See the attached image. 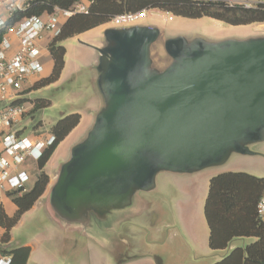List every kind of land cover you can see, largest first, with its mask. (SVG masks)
Wrapping results in <instances>:
<instances>
[{"label":"water","instance_id":"95a60500","mask_svg":"<svg viewBox=\"0 0 264 264\" xmlns=\"http://www.w3.org/2000/svg\"><path fill=\"white\" fill-rule=\"evenodd\" d=\"M78 41L95 59L73 76L87 71L82 98L96 107L54 163L55 182L40 204L67 244L78 232L98 250V262L107 254L125 264L137 254V233L126 239L124 223L136 225L151 208L138 193L156 190L160 175L220 170L236 156L264 158L254 148L264 142V34L169 35L139 21L105 25L97 44Z\"/></svg>","mask_w":264,"mask_h":264},{"label":"trees","instance_id":"16d2710c","mask_svg":"<svg viewBox=\"0 0 264 264\" xmlns=\"http://www.w3.org/2000/svg\"><path fill=\"white\" fill-rule=\"evenodd\" d=\"M245 6L242 2L231 0H31L28 7L14 17L40 15L51 11L58 5L69 8L77 2H87L88 11L75 13L68 17L59 35L48 44L51 67L48 73L37 80L33 89L56 82L64 68L66 49L62 42L90 29L106 24L118 14L135 12L143 8L158 9L174 16L184 18L210 17L230 25H244L264 22V0H253ZM47 98L34 99L29 115L50 105ZM28 115V116H29ZM79 112L62 114L50 127L49 133L54 141L46 147L42 156L32 168L33 182L23 191H11L7 195L16 209L8 215L0 204V252L10 256L9 264H26L30 247L20 245L13 248L1 247L10 242V230L21 215L29 210L44 193L49 183V175L44 167L59 143L78 125ZM34 128L41 122L33 124ZM264 193V177L251 175L244 171H223L209 178L205 202V216L209 224V245L212 249L224 248L235 237H252L253 241L244 246H235L211 264H264V221L256 213V202ZM245 206L247 217H238L239 204ZM246 221V223H245ZM161 264L160 260H156Z\"/></svg>","mask_w":264,"mask_h":264},{"label":"rangeland","instance_id":"374dc122","mask_svg":"<svg viewBox=\"0 0 264 264\" xmlns=\"http://www.w3.org/2000/svg\"><path fill=\"white\" fill-rule=\"evenodd\" d=\"M160 15L167 19L166 34L169 35H192L197 33L209 38L217 39L229 36L243 37L264 34V22L244 25H230L220 20L206 16L200 18H184L174 16L168 12H164ZM140 23L157 24L153 18L150 17V15L147 16V18L141 20ZM62 45L65 47L66 53L64 68L59 79L54 83L32 89L31 91L29 98L32 100L36 98H47L51 103L49 106L35 113L34 118H31L29 115L23 119L22 125L27 127L28 132H30L33 124L38 122H41V126L37 129L38 131H49L51 125L62 114L70 112L71 110L79 109L80 113L81 111L85 110L82 103V97L83 94L89 93V87L87 86L89 76L87 71L82 70L78 76L75 77V79L74 76H70L75 63L78 62L81 56L85 55V49L79 44L78 39L74 37L67 38L62 42ZM155 53L160 58L165 57L163 49H160V47L157 45L155 46ZM50 67L51 60L50 57L47 56L45 66L46 72H48ZM83 117L84 116L82 115L81 121L83 120ZM70 139L71 135L68 138H64V140L59 143L54 151V154L45 165V171L49 173V183L46 186V189H48V187H50L55 182L58 168L54 166L53 163L63 160V157L69 149L70 144L68 143L70 142ZM254 148L264 152V142L257 144ZM249 159L251 161H246L243 157L236 156L223 168V170H228L230 167L234 166L236 171H244L251 175L264 177V158L249 157ZM32 165L34 166V164ZM208 171L212 170H204L197 175L195 174L196 178L185 184L184 188L188 193V199L179 204L178 215L173 214L172 216L171 225L177 231L176 236L179 239L184 253L183 258L177 264H211L229 252L233 247L244 246L245 244L253 241L252 237H235L230 240L228 245L224 248L212 249L210 247V229L205 216V202L210 178L207 175ZM29 174L30 182L32 183L34 180V175L31 174L30 171ZM162 189L163 185L159 182L158 188L156 190L154 189L149 192L141 191L138 194L144 196V198L149 202H152L157 196L160 195ZM166 193L169 197H171L175 194V190L170 185L168 190H166ZM237 215L242 219L247 217L243 203L239 204ZM23 219L24 224H17V222L16 227L13 229L14 239L16 242L26 240V234H33L36 226L47 222L42 204H40V202L36 204V210L33 209L25 214ZM127 222L124 223V226L125 229H128V231L122 232V235L125 236L126 239L128 238V235L130 236L132 230L140 234V231L138 230L142 228L141 226L133 225L132 223ZM72 233H74L76 237L75 240L69 243L72 246L71 249L67 247L63 251L47 252L45 251V248L41 246L38 252L33 253L32 259L35 261L39 259V255H42V257L53 260L49 262V264H93L94 259H97L95 258L96 255L94 257L91 250L89 251V249H92L90 243L84 236H81L80 233ZM140 235H145V237L148 238L146 233H141ZM99 253L102 254L101 252ZM126 253H128L127 250ZM135 255L136 256H134L132 259V261L135 262H141V260L145 261L148 258L153 260V255L147 252L137 253ZM103 256L104 258L102 260L100 259L99 264L113 263V259L107 254H103ZM79 260H82V262L79 263Z\"/></svg>","mask_w":264,"mask_h":264},{"label":"built area","instance_id":"2783aa9c","mask_svg":"<svg viewBox=\"0 0 264 264\" xmlns=\"http://www.w3.org/2000/svg\"><path fill=\"white\" fill-rule=\"evenodd\" d=\"M31 0H0V191H25L30 173L43 150L53 141L49 131L30 132L22 125L34 100L30 97L34 83L45 74L49 42L61 32L64 21L75 13L88 11L87 2L69 8L58 5L40 15L15 16L23 12ZM245 6L253 0L242 2ZM150 9L115 15L106 24L124 25L145 19ZM256 213L264 221V193L256 202ZM10 256L0 258L9 264Z\"/></svg>","mask_w":264,"mask_h":264},{"label":"crops","instance_id":"0c3cea01","mask_svg":"<svg viewBox=\"0 0 264 264\" xmlns=\"http://www.w3.org/2000/svg\"><path fill=\"white\" fill-rule=\"evenodd\" d=\"M231 1H246V0H231ZM162 13H164V11H160L158 9H150L148 16L150 15V17H152L153 20L159 26H161L164 30H167L166 28L167 19H165L160 15ZM105 25L107 24H103L93 29H90L77 36H74V38L78 40H80L81 38V41L88 42L91 44H97L99 42L101 31L105 27ZM79 44L85 49V55L81 56L78 62L75 63L74 68L70 75L71 77H73V74L78 70L91 64L95 59V52L91 46L80 42ZM48 72H46V68H45V74ZM88 98H85L82 101L85 110L81 111V113L79 112L80 111L79 109L70 111V112H79L80 115L82 114L84 117L83 120L81 121L82 118L81 115L80 118L81 122L79 121L80 124L78 123V125L65 138H68L70 135H71V139L74 136H79L91 123L92 111L96 107V101L92 97H90V99ZM243 158L246 161H251L249 157H243ZM235 169L236 168L232 166L228 170H223V168L220 170H212V171H208L207 175L211 177L223 171H236ZM44 170H46L45 167ZM197 174L198 173H196V175ZM196 175L194 174V175L178 176L172 174H162L159 176L158 181L163 185L162 192L160 193L159 196L155 198L154 201L151 202L152 205L148 211H146L139 217L135 218L136 225L142 227L138 231H140V234L146 233L148 238L145 237V235L141 236L138 233L137 234L133 233L132 245L134 251H136L137 253L147 252L153 256L158 255L162 259V264H177L183 258L184 255L183 249L179 242L178 237L176 236L177 231L171 225V221L173 214L178 215L179 213V204L188 199V193L184 188L185 184L190 180L195 179ZM170 185L175 190V194L171 197H169L168 194L166 193V190H168V187ZM46 191L47 189H45L44 193L33 204V206L21 215L17 224H24L23 218L25 214H27L33 209L36 210V204H38L40 200L45 196ZM0 204L3 206L5 212L8 215H12L16 209L15 205L12 203L11 199L8 197L6 192L0 191ZM16 225L10 230V242L7 245L1 244V247L13 248L20 245L29 246L30 254L28 256L26 264H49V262L53 261L47 259L46 257H42V255H39V259L35 261L32 259L33 253L38 252L41 246H43V248H45V251L47 252H52V251L57 252L61 250L63 251L67 247L69 249L72 248V246L70 245L68 246L67 244L68 237L65 235V231H62L60 228L47 222L42 225L36 226L33 234H26L25 236L26 240H23L21 242H16L13 234V229L16 227ZM2 231L3 230L0 228V235ZM92 251H94V249H92ZM92 254L93 255L98 254V250L94 251ZM6 255L8 254H4L0 252V258ZM81 262L82 260H79V263ZM99 262L98 260H94L93 264H99ZM112 264L115 263L113 262ZM125 264H155V262L154 260L148 258L145 261L141 260V262H135L131 260Z\"/></svg>","mask_w":264,"mask_h":264}]
</instances>
